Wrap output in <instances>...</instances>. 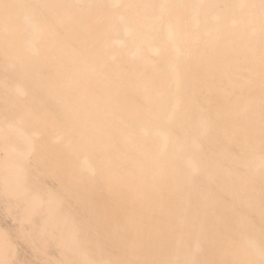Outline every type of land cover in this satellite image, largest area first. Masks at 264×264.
<instances>
[{"label":"bare ground","instance_id":"obj_1","mask_svg":"<svg viewBox=\"0 0 264 264\" xmlns=\"http://www.w3.org/2000/svg\"><path fill=\"white\" fill-rule=\"evenodd\" d=\"M0 264H264V0H0Z\"/></svg>","mask_w":264,"mask_h":264}]
</instances>
